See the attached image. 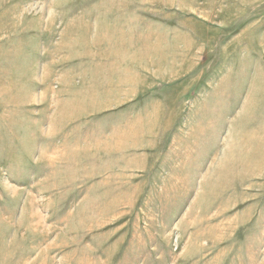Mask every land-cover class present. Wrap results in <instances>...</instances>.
Here are the masks:
<instances>
[{"label":"rangeland","instance_id":"obj_1","mask_svg":"<svg viewBox=\"0 0 264 264\" xmlns=\"http://www.w3.org/2000/svg\"><path fill=\"white\" fill-rule=\"evenodd\" d=\"M0 264H264V0H0Z\"/></svg>","mask_w":264,"mask_h":264}]
</instances>
